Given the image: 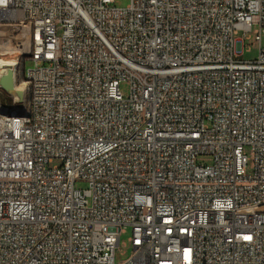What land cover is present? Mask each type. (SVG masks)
I'll return each mask as SVG.
<instances>
[{
  "label": "built area",
  "instance_id": "obj_1",
  "mask_svg": "<svg viewBox=\"0 0 264 264\" xmlns=\"http://www.w3.org/2000/svg\"><path fill=\"white\" fill-rule=\"evenodd\" d=\"M115 1L0 0L38 32L35 108L0 103V264H264V0Z\"/></svg>",
  "mask_w": 264,
  "mask_h": 264
},
{
  "label": "rangeland",
  "instance_id": "obj_2",
  "mask_svg": "<svg viewBox=\"0 0 264 264\" xmlns=\"http://www.w3.org/2000/svg\"><path fill=\"white\" fill-rule=\"evenodd\" d=\"M129 0H116L115 5L120 7H125ZM256 28V25L252 26V30ZM32 30L27 23L21 22L16 19V21H1L0 22V59L6 62H12L14 59L19 58L21 61L26 58V55H21L20 52L24 46H28L29 39L31 37ZM234 55L239 58L251 59L257 56L259 45L254 41V34L250 33V36L245 39L242 35V31H239L234 35ZM260 47L264 48V33L260 37ZM24 69L33 66V62L30 59L24 60ZM21 72V73H20ZM16 78V86L25 87L26 78L22 71H20ZM25 84V85H24ZM23 91V90H22ZM120 91L124 96L128 95V84L122 83L120 85ZM15 100L13 97L9 96L0 88V103L2 104V109L11 106ZM16 103V102H15ZM198 160L203 162H209L210 157L201 156ZM57 161H54L56 163ZM84 182H76V187H84ZM119 233V232H118ZM129 229H125L124 232H120L119 235V246L115 250V261L121 262L126 259L131 253V247L128 242Z\"/></svg>",
  "mask_w": 264,
  "mask_h": 264
},
{
  "label": "bare ground",
  "instance_id": "obj_3",
  "mask_svg": "<svg viewBox=\"0 0 264 264\" xmlns=\"http://www.w3.org/2000/svg\"><path fill=\"white\" fill-rule=\"evenodd\" d=\"M16 21V19H8V18H0L1 21ZM21 22L27 23L31 28V20L29 19H17ZM32 34L29 39L28 46H24L21 55H26L22 61L19 58L14 59L12 62H6L0 59V74L6 71L7 66H11L14 71V77L16 78L17 74L22 71L24 74V60L30 59L32 54H38V32L36 28H31ZM21 73V72H20ZM26 78L25 87L16 86L23 90L24 99L21 103H18L14 98L15 102L5 109H2L4 114H6V119L14 122H23L25 120V113H31L32 109L35 108V97H33L34 93V82L32 81L31 76H27L24 74Z\"/></svg>",
  "mask_w": 264,
  "mask_h": 264
},
{
  "label": "water",
  "instance_id": "obj_4",
  "mask_svg": "<svg viewBox=\"0 0 264 264\" xmlns=\"http://www.w3.org/2000/svg\"><path fill=\"white\" fill-rule=\"evenodd\" d=\"M0 88L18 103L23 101V91L16 87L14 71L11 66H7L6 71L0 74Z\"/></svg>",
  "mask_w": 264,
  "mask_h": 264
}]
</instances>
